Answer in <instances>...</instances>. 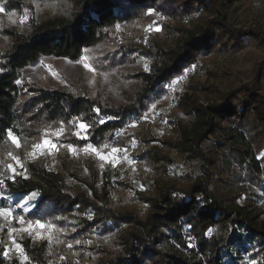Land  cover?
I'll return each instance as SVG.
<instances>
[{"label": "trees", "instance_id": "16d2710c", "mask_svg": "<svg viewBox=\"0 0 264 264\" xmlns=\"http://www.w3.org/2000/svg\"><path fill=\"white\" fill-rule=\"evenodd\" d=\"M254 1L262 5L256 15L245 8ZM0 3L16 15L14 25L3 31L7 42L0 43V166H8L15 157L25 160L6 147L7 130L39 141L55 125L68 129L58 140L53 158L28 161L24 176L2 180L0 190L12 201L3 197L5 205L16 208L36 193L34 210L28 213L18 207L15 214L23 211L32 219L74 220L69 241L91 237L97 228L110 232L113 227L127 226L113 241V248L94 249L96 264H264V56L250 71L249 80L239 86L214 70L208 71L210 76L225 88L189 84L177 105L183 117L172 120L163 138L152 135L142 121L151 104L166 95V86L198 64L200 56L238 53L247 38L264 48V0ZM158 14L162 15L156 22L161 30L149 33V50L144 51V32ZM22 16L24 22L19 21ZM122 30L130 32L133 41L116 45ZM112 43L121 59L132 62L135 52L147 58L146 68L131 76L135 86L130 92L121 90L119 101L91 96L83 84L61 86L48 78L23 76L44 58L75 62L87 50ZM199 90L209 92L213 102L202 104L190 95ZM81 122L89 126L87 132L77 131ZM133 124L146 134L134 136ZM222 133L232 135L223 142L213 140ZM134 138L138 141L135 147ZM69 146L130 148L135 159L152 166L158 176L144 190L127 185L134 192L127 193L122 204L95 160L80 157L83 170L72 172ZM173 152L201 162L200 175L186 187L170 184L163 177L173 162ZM222 156L229 158L230 166L243 178L234 173L221 176ZM140 173L145 175L143 169ZM72 180L82 187L73 189ZM241 182L251 187L244 199L234 192ZM7 240L4 230L0 264H7ZM47 245L24 240L28 264H51Z\"/></svg>", "mask_w": 264, "mask_h": 264}, {"label": "rangeland", "instance_id": "374dc122", "mask_svg": "<svg viewBox=\"0 0 264 264\" xmlns=\"http://www.w3.org/2000/svg\"><path fill=\"white\" fill-rule=\"evenodd\" d=\"M5 11L0 12V43L7 42V37L4 34V29L12 27L16 15L6 9L0 3ZM246 10L251 14L256 15L261 12L262 5L260 1H254L245 6ZM26 17L22 16L19 21H25ZM162 19V15L158 14L156 19L144 32L145 40L143 41L144 51H148L146 38L150 36L149 33L156 32V28L161 26L156 23ZM159 30V31H160ZM133 41L130 32L122 30L120 37L117 39L116 45L123 44L124 42ZM140 42V40H136ZM118 43V44H117ZM119 49V48H118ZM115 44H107L97 46L87 50L81 59L78 61H70L68 59L59 58H44L33 67L28 68L23 72V76L30 77L31 79L39 80L41 78H48L49 80L60 84L61 86L69 85L70 83L83 84L87 87L88 93L91 96H106L115 101L120 100V92L124 90L130 92L135 86L136 82L132 79V74L139 69L146 68L147 58L140 52H135L136 59L132 62L127 59H121L120 55L116 54ZM122 50V49H119ZM119 53V52H118ZM264 56V48L251 39H246L245 47L238 53L223 54L219 52H212L207 55L199 57L198 64L192 69L185 72L184 75L173 79L168 86H166V95L151 104L149 110L145 113L142 121L146 122L151 134L157 138H163L170 132L171 122L174 118L183 117V114L178 110L177 105L180 98L188 91V86L191 83L199 82L206 86L210 84H219L220 80L210 76L208 71L214 70L222 73V79H229V83L239 86L241 82L249 80L250 71L259 63ZM130 59V57H128ZM88 65L86 68L85 65ZM235 75V76H234ZM225 88L224 85H220ZM264 94V90H263ZM190 95L199 103L207 104L212 103L214 98L207 91H190ZM154 105V107H153ZM61 128L63 131L61 132ZM68 129L63 124L55 125L45 130L41 140H34L27 138L24 135L14 134L19 142V147L13 144L9 139L6 141L8 147L14 155L20 153L24 156L25 160L15 157L13 163L9 164L22 175L13 176L9 165L0 166V180L6 178L14 179L15 177L24 176L26 171L27 162L46 161L53 158L58 150V140L67 133ZM77 131L83 132L77 125ZM130 131L134 134L145 135L146 131L137 124L130 126ZM59 133V135H57ZM84 133V132H83ZM232 134L226 133L218 134L214 141L223 142ZM48 139L56 144V148L40 149L35 148L34 145L41 144L43 140ZM231 142H235L234 140ZM153 144L159 145L154 141ZM138 141L134 138L132 146H137ZM161 146V145H160ZM95 148L97 151L93 152L91 149ZM113 147L103 146L96 148L94 146L77 149L70 147L72 157L70 160L71 170L74 173L81 172L83 166L80 163V157H86L95 160L97 167L105 174L103 179L108 176L115 198H119L124 204V198L131 189L127 185H131L136 190H144L147 186L153 185L158 174L152 166L139 162L132 154L130 148H118L120 151L116 154L112 153ZM126 150V151H125ZM102 155H108L107 160L99 158ZM260 157V156H259ZM118 158V159H117ZM172 163L167 166V174L163 175L164 179L170 184H177L183 187L192 183L197 176L201 173V162L198 160H189L185 156H180L176 152L171 154ZM52 161V160H51ZM50 161V162H51ZM221 176L234 173L240 175V171L233 165L230 166V160L226 156L220 159ZM22 165V166H21ZM51 164L49 163V166ZM115 165V166H113ZM145 171V175L140 173V170ZM243 178V175H240ZM143 177V178H142ZM5 182V181H4ZM143 182H147L145 185ZM73 189L82 187V184L74 180L69 182ZM251 190L249 183L241 182L234 187V192L242 194L245 198V192ZM131 192H134L132 190ZM3 193L0 190V207L10 208L13 212L11 217L6 218L12 222L13 228H7L3 223H0V239L2 232L5 230L8 234L6 245L7 250V264H28L30 263V256L24 246V240L30 239L32 245H39L47 242V254L50 257L51 264H64L71 262L72 264H96L97 254L94 251L97 247L113 248V241L117 238L118 234L122 232L127 226L123 228L113 227L112 231H107L104 227L94 230L91 237L86 239H79L80 243L76 241H69L68 236L74 232L75 221L61 217H53L47 220L32 219L28 216L32 223V228L28 231L29 221L21 224L20 215L15 214L18 207H10L5 205L3 201ZM28 197V196H27ZM5 198V197H4ZM38 195L33 201L24 208L26 212H32L37 205ZM264 204V200L261 201ZM31 208V211L28 209ZM15 209V210H14ZM2 218H5L2 216ZM46 222L47 225L44 229L36 227V221ZM11 229H17L11 232ZM15 241V243H13ZM72 245V247H69ZM26 252L25 256L22 253Z\"/></svg>", "mask_w": 264, "mask_h": 264}, {"label": "snow or ice", "instance_id": "6c2138e0", "mask_svg": "<svg viewBox=\"0 0 264 264\" xmlns=\"http://www.w3.org/2000/svg\"><path fill=\"white\" fill-rule=\"evenodd\" d=\"M3 11H5V9H4L3 7H0V12H3ZM155 30H156V31H159L160 29H159V27H157ZM85 67L87 68L88 65L86 64ZM153 107H154V105H153ZM96 111L99 112V109H96ZM101 122H103V121H101ZM78 127H79V129H81L83 132H87L89 126H88L86 123L81 122V123L78 124ZM62 131H63V128H61V132H62ZM7 135H8V137H9V139L12 141V143H13V144H16L17 147H19L18 139H17V137L13 134V131H12L11 129L7 130ZM57 135H59V133H58ZM77 135L79 136L80 133H77ZM81 138H84V137H81ZM34 147H35V148H40V149H47V148L55 149L57 146H56L55 143H52L50 140L45 139V140H43V142H42L41 144L34 145ZM69 147H71V146H69ZM91 150H92L93 152H96V151H97L95 148H92ZM119 151H120V149H118V148H113L111 154L114 155V154L118 153ZM125 151H126V150H125ZM97 155H99V158H100L101 160H107V159L109 158L108 155H102V154H100V153H97ZM117 159H118V158H117ZM21 166H22V165H21ZM113 166H115V165H113ZM8 167H9V169L12 171L13 176H16V175H22V173L16 172V170L12 167V165H9ZM0 183H3V181L0 180ZM36 195H37L36 193H31L28 197L24 198V199L22 200V202H20V203L17 205V207H19L20 209L23 210V209L29 204L30 201H33V200L36 198ZM28 210L31 211V208H29ZM12 215H13V212L11 211L10 208L0 207V216H3V217H5V218H8V217H11ZM89 219H91V216H89ZM19 222H20L21 224H23V223L25 222V221H24V218L21 217ZM36 227L39 228V229H44V228H45V224L42 223V222H40L39 220H37V221H36ZM31 228H32V223H31V221H29V228H28V229H25V231H28V230L31 229ZM15 231H17V229H11V232H15ZM13 243H15V241H13ZM76 243L79 244L80 241L77 240ZM69 247H72V245H69ZM4 255L7 256V250L4 252Z\"/></svg>", "mask_w": 264, "mask_h": 264}, {"label": "built area", "instance_id": "2783aa9c", "mask_svg": "<svg viewBox=\"0 0 264 264\" xmlns=\"http://www.w3.org/2000/svg\"><path fill=\"white\" fill-rule=\"evenodd\" d=\"M26 172H27V167H26V171L24 172V175L26 174ZM4 197H5V199L7 201H9L10 203H12V201L10 200V198H9L8 195L5 194ZM21 217L24 218V221H26V220L27 221H30L29 218H28V215L25 212H23V211H21ZM0 223L5 224L7 226V228H13V227H15V226H13L12 222H10L9 220H7L6 218H2V216H0ZM44 224H45V226L47 225L46 222H44ZM25 255H26V252L22 253V256H25Z\"/></svg>", "mask_w": 264, "mask_h": 264}]
</instances>
